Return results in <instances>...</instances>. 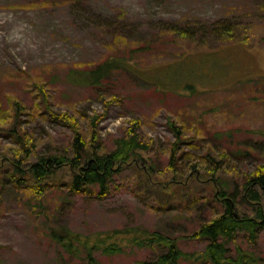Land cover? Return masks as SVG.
Instances as JSON below:
<instances>
[{
  "label": "rangeland",
  "instance_id": "rangeland-1",
  "mask_svg": "<svg viewBox=\"0 0 264 264\" xmlns=\"http://www.w3.org/2000/svg\"><path fill=\"white\" fill-rule=\"evenodd\" d=\"M263 3L0 0V117H9L0 122V264H81V255L69 256L53 239L60 227L83 236L143 227L177 236L185 251L203 250L207 241L190 235L222 212L216 190H242L245 177L264 163ZM187 21L197 28L195 39L169 31ZM218 21L251 26L242 28L246 44L218 40L208 28ZM201 23L208 26L202 35ZM112 57L124 58L127 68L97 85L81 80L84 68ZM61 112L74 116L86 137L96 129L101 152L136 128L151 142L143 156L153 173L131 163L115 174L104 197L97 187L70 190L69 169L39 185L14 179L9 165L27 158L33 141L39 152H69L73 127L52 114ZM171 121L183 125L190 142L178 147L177 169L168 166ZM194 164L199 172L191 170ZM251 206L243 210L254 213ZM121 238L124 253L97 252L103 264L154 255ZM237 243L264 264V229L256 242L239 233L230 251Z\"/></svg>",
  "mask_w": 264,
  "mask_h": 264
},
{
  "label": "trees",
  "instance_id": "trees-1",
  "mask_svg": "<svg viewBox=\"0 0 264 264\" xmlns=\"http://www.w3.org/2000/svg\"><path fill=\"white\" fill-rule=\"evenodd\" d=\"M28 5L34 6L31 3ZM261 9L264 10V3L261 4ZM190 22L187 21V25L183 28L177 24L173 25L169 31L174 30L183 37L195 39L194 33L197 28H194L193 23ZM208 26L207 23L199 25L202 27L201 35L208 27L218 40L244 45L247 39L242 38L244 34L242 28L246 30L251 28V26L241 27V23L231 21L213 22ZM203 36H205L204 33ZM115 38L120 40L121 36L117 35ZM131 49L139 48L133 46ZM127 65L122 57L106 58L91 67L84 68L83 71L81 70L80 77L88 85H97L110 76L114 70L127 68ZM72 73H75V69ZM52 114L63 123L73 127V142L69 152H67V148L50 153L39 152L37 143L33 141L29 148H26V150L28 149L27 158L21 157L9 165L12 171L11 176L15 177L14 179L17 181L31 179L39 185L58 171L69 169L72 173L69 182L70 190L84 193L92 187H97L98 195L104 197L110 191V183L115 174L131 163L141 168L145 173H153V167L151 164H147V160L143 156L145 152L151 150V142L146 140L136 128L117 137L113 149L101 152L96 141L98 137L96 129L86 137L74 116L68 112ZM8 118L0 117L1 124ZM93 120V123H96V119L93 118ZM169 126L175 139L171 142L168 166L177 169L181 168L177 158L178 147L183 143L190 142L185 140L183 125L171 121ZM18 141H21L24 147L27 145L24 137L18 138ZM197 167L198 164H194L191 170L199 172L200 168ZM1 181L0 172V183ZM241 187H243L242 190L236 186L233 190H229L227 186H220L216 190L215 198L221 202L222 212L217 213L210 220L202 222L199 228L190 235L196 239L207 241L205 248L201 251H185L180 247L177 236L143 227L96 232L91 236H83L69 228L60 227L54 229L52 236L69 256L81 255V264H103L97 256V252L105 255L124 253L126 248L121 242L124 239L121 238V235L128 238L129 245L139 248L146 247L154 253L152 257L136 259L132 264H180L182 260L202 264H259L262 258L256 252L246 249L238 243L232 252L228 244L236 242L241 232L245 233L249 241L256 242L260 231L264 229V163L245 177V182ZM1 200L0 194V205ZM245 205H252L254 213L243 210Z\"/></svg>",
  "mask_w": 264,
  "mask_h": 264
}]
</instances>
